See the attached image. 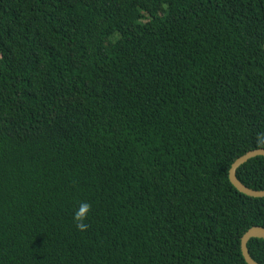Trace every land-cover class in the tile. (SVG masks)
I'll use <instances>...</instances> for the list:
<instances>
[{"label": "trees", "instance_id": "obj_1", "mask_svg": "<svg viewBox=\"0 0 264 264\" xmlns=\"http://www.w3.org/2000/svg\"><path fill=\"white\" fill-rule=\"evenodd\" d=\"M263 45L264 0H0V264H247Z\"/></svg>", "mask_w": 264, "mask_h": 264}, {"label": "water", "instance_id": "obj_2", "mask_svg": "<svg viewBox=\"0 0 264 264\" xmlns=\"http://www.w3.org/2000/svg\"><path fill=\"white\" fill-rule=\"evenodd\" d=\"M264 48V45H263ZM256 156H263L264 157V149H254L246 152L242 156L238 157L236 160H234L228 170V179L230 183L241 193L244 195L255 197V198H261L264 197V189L263 190H255L251 189L247 186H245L243 183H241L237 177H236V170L237 168L245 163L250 158L256 157ZM251 238H260L264 240V228L260 226H252L248 230H246L243 235L240 238V249L242 256L247 264H259L253 258L250 256L248 248H247V242Z\"/></svg>", "mask_w": 264, "mask_h": 264}, {"label": "clouds", "instance_id": "obj_3", "mask_svg": "<svg viewBox=\"0 0 264 264\" xmlns=\"http://www.w3.org/2000/svg\"><path fill=\"white\" fill-rule=\"evenodd\" d=\"M257 142L264 144V133L257 134ZM91 204L88 202H80L79 206L74 210L73 213V222L76 227L80 231H86L89 227L85 220L87 219V215L90 212Z\"/></svg>", "mask_w": 264, "mask_h": 264}, {"label": "rangeland", "instance_id": "obj_4", "mask_svg": "<svg viewBox=\"0 0 264 264\" xmlns=\"http://www.w3.org/2000/svg\"><path fill=\"white\" fill-rule=\"evenodd\" d=\"M161 11V10H160Z\"/></svg>", "mask_w": 264, "mask_h": 264}]
</instances>
